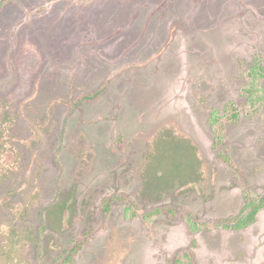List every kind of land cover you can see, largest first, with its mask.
<instances>
[{
    "label": "rangeland",
    "instance_id": "obj_1",
    "mask_svg": "<svg viewBox=\"0 0 264 264\" xmlns=\"http://www.w3.org/2000/svg\"><path fill=\"white\" fill-rule=\"evenodd\" d=\"M255 68L264 0H0V264H264Z\"/></svg>",
    "mask_w": 264,
    "mask_h": 264
},
{
    "label": "trees",
    "instance_id": "obj_2",
    "mask_svg": "<svg viewBox=\"0 0 264 264\" xmlns=\"http://www.w3.org/2000/svg\"><path fill=\"white\" fill-rule=\"evenodd\" d=\"M247 76L251 79V81L248 89L244 91V93L248 97V107L244 112L248 117H250L261 113L264 109V92H262V88L260 87L259 83L260 78L263 77V69L255 68L254 70L248 72ZM240 118L241 112L239 110H236L234 105L229 106L227 113L224 116H221L218 111H213L210 119V125L211 127H214L215 131L217 132L218 144H220L224 139L223 134L226 126L230 123L238 122ZM224 160L227 163L230 162L228 158H224ZM245 194L246 203L240 213L231 220H225L221 222V227L228 230L240 231L247 229L248 227L256 223L258 214L261 210L264 209V194L258 195L256 197H252L247 193ZM110 201L111 200L105 203L106 211H108L110 207ZM161 212L162 211L159 210L156 211L157 214H161ZM193 242V244H195V241ZM76 252L77 251H74V254H76ZM175 262L174 264H184L182 259Z\"/></svg>",
    "mask_w": 264,
    "mask_h": 264
}]
</instances>
